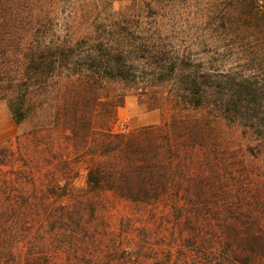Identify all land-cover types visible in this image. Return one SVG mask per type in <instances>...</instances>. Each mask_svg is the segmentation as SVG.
Returning <instances> with one entry per match:
<instances>
[{"label":"trees","instance_id":"obj_1","mask_svg":"<svg viewBox=\"0 0 264 264\" xmlns=\"http://www.w3.org/2000/svg\"><path fill=\"white\" fill-rule=\"evenodd\" d=\"M0 103V264H264V0H0Z\"/></svg>","mask_w":264,"mask_h":264},{"label":"rangeland","instance_id":"obj_2","mask_svg":"<svg viewBox=\"0 0 264 264\" xmlns=\"http://www.w3.org/2000/svg\"><path fill=\"white\" fill-rule=\"evenodd\" d=\"M169 118L168 111L149 112L137 97L130 96L118 109L113 130L116 133H131L144 126H160ZM18 134L20 128L13 121L6 104L0 103V143L13 141Z\"/></svg>","mask_w":264,"mask_h":264}]
</instances>
